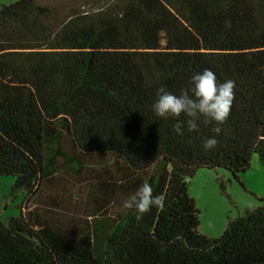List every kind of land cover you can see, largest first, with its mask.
Masks as SVG:
<instances>
[{
	"label": "trees",
	"instance_id": "trees-1",
	"mask_svg": "<svg viewBox=\"0 0 264 264\" xmlns=\"http://www.w3.org/2000/svg\"><path fill=\"white\" fill-rule=\"evenodd\" d=\"M45 1L0 9V177L23 195L0 264H264V198L212 238L187 188L264 165V0ZM204 69L235 83L210 151L216 125L178 136L151 111ZM144 181L163 203L137 219L121 204Z\"/></svg>",
	"mask_w": 264,
	"mask_h": 264
},
{
	"label": "rangeland",
	"instance_id": "rangeland-1",
	"mask_svg": "<svg viewBox=\"0 0 264 264\" xmlns=\"http://www.w3.org/2000/svg\"><path fill=\"white\" fill-rule=\"evenodd\" d=\"M18 1L0 0V9ZM95 1L56 0L53 7L64 13L72 5H93ZM42 2L51 5L45 0ZM12 186L11 177H0V221L4 223L18 217L22 210L23 195H12ZM187 188L200 212L198 231L208 237L218 238L227 229L228 218L236 219L246 210H254L260 205L258 198H264V165L260 157L254 154L249 169L241 173L239 179H234L223 169H200L188 179Z\"/></svg>",
	"mask_w": 264,
	"mask_h": 264
},
{
	"label": "clouds",
	"instance_id": "clouds-1",
	"mask_svg": "<svg viewBox=\"0 0 264 264\" xmlns=\"http://www.w3.org/2000/svg\"><path fill=\"white\" fill-rule=\"evenodd\" d=\"M235 83L230 79L223 82L217 80L214 72L204 69L191 75L188 87L181 89L179 94L170 92L161 86L155 90V99L151 111L161 119H172L175 123L172 131L183 136L187 133H198V122L203 117L211 122L213 136L205 139L202 148L205 151L214 150L218 144L216 137L221 135V127L227 120L234 100ZM182 117V119H181ZM163 197L153 194L149 182H142L137 190L122 201V208L133 210L136 218L140 219L152 208L162 207Z\"/></svg>",
	"mask_w": 264,
	"mask_h": 264
}]
</instances>
